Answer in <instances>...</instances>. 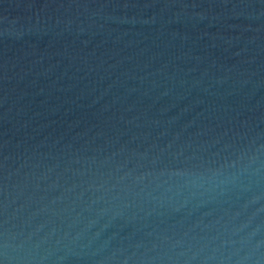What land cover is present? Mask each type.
Returning a JSON list of instances; mask_svg holds the SVG:
<instances>
[{"label":"water","instance_id":"obj_1","mask_svg":"<svg viewBox=\"0 0 264 264\" xmlns=\"http://www.w3.org/2000/svg\"><path fill=\"white\" fill-rule=\"evenodd\" d=\"M0 264H264V15L0 122Z\"/></svg>","mask_w":264,"mask_h":264}]
</instances>
